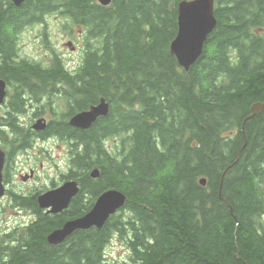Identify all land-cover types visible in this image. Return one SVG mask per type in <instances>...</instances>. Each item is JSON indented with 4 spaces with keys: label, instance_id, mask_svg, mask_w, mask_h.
<instances>
[{
    "label": "trees",
    "instance_id": "1",
    "mask_svg": "<svg viewBox=\"0 0 264 264\" xmlns=\"http://www.w3.org/2000/svg\"><path fill=\"white\" fill-rule=\"evenodd\" d=\"M182 1L0 0V79L72 88L38 111L67 136L64 180L80 184L58 215L24 201L36 220L2 238L0 264H107L115 238L130 252L123 264H264V112L251 117L264 104V0H216L217 26L189 71L170 49ZM57 14L70 34L86 31L81 63L54 52L48 64L21 58L22 32ZM102 98L106 117L89 130L70 126ZM113 189L127 201L102 229L49 244Z\"/></svg>",
    "mask_w": 264,
    "mask_h": 264
},
{
    "label": "flooded vegetation",
    "instance_id": "2",
    "mask_svg": "<svg viewBox=\"0 0 264 264\" xmlns=\"http://www.w3.org/2000/svg\"><path fill=\"white\" fill-rule=\"evenodd\" d=\"M46 25L47 22L44 21L33 27H45ZM33 27L26 28L19 37L18 47L21 50V58H27L22 55L21 37ZM85 33L82 31L80 34L83 37ZM41 38L44 43H49L47 32L41 35ZM75 41L80 44L77 38ZM39 62L42 64L49 63ZM36 82L33 79H30L31 85H9L6 82V98L0 105V177L3 193L0 199V245L3 243L2 238L4 236L19 232L20 229L27 227L36 220V214L32 210L24 208V201L34 199L41 209L37 200L38 197L68 181L64 180L69 171L70 161L69 150H67L68 138L51 133L50 124L54 121L52 113L39 112L38 107L51 104L50 102L56 100L57 97L63 98L61 94L72 88L65 85L49 87L33 85ZM49 93L52 94L49 95ZM17 100L24 102L22 111H20L21 104L19 106ZM60 101L62 102V100ZM55 103L58 104V102ZM40 121L41 123H39ZM36 125L45 126L43 129L37 130ZM55 152H57L58 163L54 159ZM50 163L57 168L58 173L66 172V174L62 173L60 181H56L48 175L46 177L39 175L44 170L45 164L49 165ZM46 181L49 182L47 187L25 188V186ZM13 210H16L15 215L19 217L24 213H29L30 219L27 222L16 221V224L11 226L9 224L11 217L8 214L9 211ZM41 211L44 214L53 215L48 210L41 209ZM13 242L18 243L17 240Z\"/></svg>",
    "mask_w": 264,
    "mask_h": 264
},
{
    "label": "water",
    "instance_id": "3",
    "mask_svg": "<svg viewBox=\"0 0 264 264\" xmlns=\"http://www.w3.org/2000/svg\"><path fill=\"white\" fill-rule=\"evenodd\" d=\"M20 7L26 0H7ZM112 0H98L103 6H109ZM216 0H185L178 8V34L171 43V54L176 57L180 67L189 71L204 52L209 36L217 26L215 17ZM7 84L0 79V105L6 98ZM110 112V105L102 98L99 104L92 106L89 110L73 116L69 122L70 126L82 130H89L101 117H106ZM264 112V104L253 106L252 118ZM41 123V121L39 122ZM45 126V125H44ZM36 125L37 130L44 128ZM92 178L99 177V171L91 172ZM206 185V180L201 181ZM80 193L77 181H68L57 189L46 192L38 197L41 209L48 210L50 214L58 215L66 211L72 200ZM2 185L0 177V199L2 197ZM127 198L119 190L113 189L104 192L98 197L93 208L84 216L67 221L62 228L52 232L47 241L50 245L63 244L77 231H86L91 228L102 229L106 222L118 211L124 208Z\"/></svg>",
    "mask_w": 264,
    "mask_h": 264
},
{
    "label": "rangeland",
    "instance_id": "4",
    "mask_svg": "<svg viewBox=\"0 0 264 264\" xmlns=\"http://www.w3.org/2000/svg\"><path fill=\"white\" fill-rule=\"evenodd\" d=\"M47 25L45 27L37 26L31 28L29 31L21 37L22 55L29 58L30 60L43 61L44 63L50 62L51 56L55 53L60 58L64 59L71 67H76L82 61V54L85 43V35L82 37L81 32H86L82 27H74L73 35L68 33V30H64L63 19L59 14L49 15L46 18ZM70 30V29H69ZM48 33V42L44 43L41 35ZM77 38L80 44L75 41ZM79 46V47H78ZM79 48V50H78ZM54 52V53H53ZM58 104L61 103L57 100ZM64 102V101H62ZM61 111L65 109V105L58 107ZM115 140H110V144H113ZM57 147V146H55ZM69 150V145L67 147ZM69 154V151H68ZM68 157V156H67ZM64 158H66L64 156ZM54 159L58 163L57 152L54 153ZM67 161V158H66ZM63 170V168H62ZM62 173L66 174L65 171L57 172V168L50 163L45 164V168L39 173L41 177L54 178L56 181H60ZM49 182H37L31 186H25L27 189L47 187ZM16 210L9 211L11 219L9 224L14 226L16 221L27 222L30 219L29 213H24L21 217L15 215ZM1 238V237H0ZM107 264H123L130 255L129 249L122 241L116 240L111 243L107 249Z\"/></svg>",
    "mask_w": 264,
    "mask_h": 264
},
{
    "label": "bare ground",
    "instance_id": "5",
    "mask_svg": "<svg viewBox=\"0 0 264 264\" xmlns=\"http://www.w3.org/2000/svg\"><path fill=\"white\" fill-rule=\"evenodd\" d=\"M260 49V48H259Z\"/></svg>",
    "mask_w": 264,
    "mask_h": 264
}]
</instances>
